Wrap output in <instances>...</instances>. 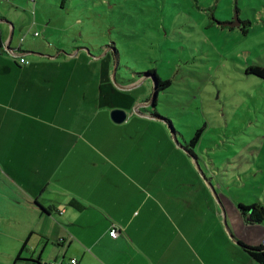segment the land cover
I'll use <instances>...</instances> for the list:
<instances>
[{
	"label": "rangeland",
	"instance_id": "1",
	"mask_svg": "<svg viewBox=\"0 0 264 264\" xmlns=\"http://www.w3.org/2000/svg\"><path fill=\"white\" fill-rule=\"evenodd\" d=\"M22 1L0 5L26 16L46 60L58 59L51 68L74 59L65 70L78 73L67 81L70 101L81 104L71 120L83 121L88 137L86 171L55 180L46 195L54 202L50 219L0 216V264H68L72 256L111 264L85 236L106 224L169 233L187 251L196 234L234 241L233 230L260 233L264 223L239 227L236 208L264 209V78L247 72L264 68V0H35L34 15ZM235 17L234 28L218 25ZM153 77L169 86L155 105L140 106L152 100ZM115 109L127 115L121 124L110 120ZM55 169L73 172L74 159L56 157ZM79 206L85 224L76 219ZM27 224L35 230L26 233ZM138 242L113 247L104 240L100 248L149 264L140 250L129 252Z\"/></svg>",
	"mask_w": 264,
	"mask_h": 264
},
{
	"label": "crops",
	"instance_id": "2",
	"mask_svg": "<svg viewBox=\"0 0 264 264\" xmlns=\"http://www.w3.org/2000/svg\"><path fill=\"white\" fill-rule=\"evenodd\" d=\"M17 4L23 7L24 2L17 0ZM35 32L38 33L34 26L28 24L25 15L0 5V216L8 220L15 217H22L26 221L34 217L39 220L50 219L54 202L47 201L46 195L50 188L55 192V180L81 177L86 171L84 166L88 137L82 135L86 129L84 122L78 121L73 125L71 120V112L81 104L75 106L70 101L71 82L67 81L69 75L78 73L76 70L73 73L65 70L74 59H63L58 69L51 68L58 59L46 60L43 43L33 42L40 37H34ZM16 34L22 35L18 44L14 41ZM27 35L31 38L28 39ZM2 44H8L11 49L19 48L29 64H18L3 52ZM31 54L34 57H28ZM73 67L78 69L77 64ZM140 106L152 107V104L144 102ZM139 115L152 118L150 114ZM56 128H68L69 133L57 135ZM61 155L67 156L69 160L74 159L73 172L56 171V157ZM79 209L75 211L76 219L85 224V208L79 206ZM263 223L247 224L243 220L239 227L246 229ZM112 226L115 225L106 224L101 233L90 236L85 234L90 250L111 258L108 259L111 264H131V261L123 259L125 253L121 255L119 252L113 256L105 253V249L100 248L104 240L113 247L125 245L127 241H139L129 252L140 250L149 264H184L182 260L186 258L185 254L191 258L189 264H257L234 241L257 247L263 245L264 240V227L260 228L259 234L251 236L249 231L233 230L236 238L234 241L225 233L219 237L203 233L196 234V242L187 251L183 243L178 241L179 237H172L169 233H130L128 223L125 230L117 226L119 235L112 238L109 236ZM34 230L28 224L25 226L26 233ZM131 257L136 264L135 256L131 254ZM71 258L77 259L75 256ZM37 261L42 264L40 258Z\"/></svg>",
	"mask_w": 264,
	"mask_h": 264
},
{
	"label": "trees",
	"instance_id": "3",
	"mask_svg": "<svg viewBox=\"0 0 264 264\" xmlns=\"http://www.w3.org/2000/svg\"><path fill=\"white\" fill-rule=\"evenodd\" d=\"M21 52V51H20ZM247 72L253 73L255 75H258L259 77L264 78V68L262 67H250L247 69ZM157 84L156 88L154 90V93L157 94V92L164 90L169 86L168 82H163L159 79H156ZM150 100L147 99L145 102L148 103ZM152 106L155 105V99L150 101ZM141 114V113H139ZM152 118H158L157 114H150L149 115ZM201 130H198L195 132L193 138L190 140L189 145L195 146L200 138ZM237 210L243 220L247 224H261L264 221V209L261 205H251V206H245L243 204L237 205ZM44 211V210H43ZM238 247L255 263L257 264H264V245H260L257 247H252L249 245H246L242 242H239L235 240ZM18 259V258H17ZM37 264H40L38 261Z\"/></svg>",
	"mask_w": 264,
	"mask_h": 264
},
{
	"label": "built area",
	"instance_id": "4",
	"mask_svg": "<svg viewBox=\"0 0 264 264\" xmlns=\"http://www.w3.org/2000/svg\"><path fill=\"white\" fill-rule=\"evenodd\" d=\"M4 2L10 3L12 0H3ZM30 4L35 5V0H28ZM32 15H34V8L32 9ZM39 34L35 32L33 34L34 37H37ZM2 50L3 52L7 53L12 59L18 62L20 65H28L29 62L26 60V55L22 52H20L19 48L16 49H11L8 44H2ZM119 235V230L117 227L112 226L111 229L109 230V236L112 238H116ZM263 245H264V240H263ZM49 264H63L62 262H52ZM68 264H78L77 259L71 258L68 260Z\"/></svg>",
	"mask_w": 264,
	"mask_h": 264
},
{
	"label": "water",
	"instance_id": "5",
	"mask_svg": "<svg viewBox=\"0 0 264 264\" xmlns=\"http://www.w3.org/2000/svg\"><path fill=\"white\" fill-rule=\"evenodd\" d=\"M221 27H227V28H234L238 25V20L235 17L232 22H225V23H218ZM155 84H156V78L153 77ZM156 98V93L153 92L152 100ZM126 113L122 110L115 109L110 112V120L115 124H121L126 120Z\"/></svg>",
	"mask_w": 264,
	"mask_h": 264
},
{
	"label": "flooded vegetation",
	"instance_id": "6",
	"mask_svg": "<svg viewBox=\"0 0 264 264\" xmlns=\"http://www.w3.org/2000/svg\"><path fill=\"white\" fill-rule=\"evenodd\" d=\"M233 21V20H232Z\"/></svg>",
	"mask_w": 264,
	"mask_h": 264
}]
</instances>
